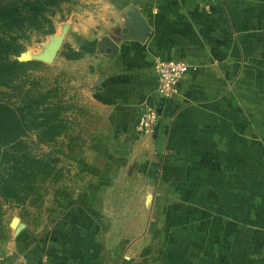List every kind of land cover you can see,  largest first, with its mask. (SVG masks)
Listing matches in <instances>:
<instances>
[{
	"label": "rangeland",
	"instance_id": "obj_1",
	"mask_svg": "<svg viewBox=\"0 0 264 264\" xmlns=\"http://www.w3.org/2000/svg\"><path fill=\"white\" fill-rule=\"evenodd\" d=\"M73 1L86 35L67 28L50 61L37 55L54 32L31 36L14 57L22 68L0 82V102L45 92L65 122L52 141L24 137L53 166L22 200L0 198V264H264V0H207L191 16L187 35L206 40L213 69L184 59L155 138L136 118L115 132L94 109L88 44L116 1Z\"/></svg>",
	"mask_w": 264,
	"mask_h": 264
},
{
	"label": "crops",
	"instance_id": "obj_2",
	"mask_svg": "<svg viewBox=\"0 0 264 264\" xmlns=\"http://www.w3.org/2000/svg\"><path fill=\"white\" fill-rule=\"evenodd\" d=\"M115 1L111 4L114 8L104 5V9L107 6L111 8L113 17L98 18L99 27L104 26L108 30L101 33L96 41L100 42L103 35L110 37L118 44L117 53L109 59L102 50H99L101 49L99 42L88 44L95 49L90 57L93 73L88 80V87L95 86L90 98L94 103V109L101 112L103 122L107 123V127L114 126L115 132L125 134L128 131L127 128L135 121L142 101L151 104L152 98L156 97V77L151 68L153 55L162 54L186 59L191 61L188 63L194 69L209 73L213 67L211 65L208 69L207 61L213 54L202 47L206 40L187 35V29L196 28L199 25L196 22L197 19L191 16L203 12L207 0ZM129 7L136 8L149 24L150 32L143 43L127 40L120 32L124 12ZM71 18L75 19L72 13L68 15V19L62 23V26L56 23L53 29L54 34L52 32L50 37L61 36L64 39L67 28L86 35L91 25L83 24L81 21L73 22ZM56 26L60 27L59 31ZM69 44L71 46L70 40ZM196 46L202 48L198 49ZM88 53L90 52L85 50L83 55L87 57Z\"/></svg>",
	"mask_w": 264,
	"mask_h": 264
},
{
	"label": "trees",
	"instance_id": "obj_3",
	"mask_svg": "<svg viewBox=\"0 0 264 264\" xmlns=\"http://www.w3.org/2000/svg\"><path fill=\"white\" fill-rule=\"evenodd\" d=\"M73 0H0V82L14 76L24 62L17 56L31 36L51 34L54 21L71 12ZM39 37L35 38L38 40ZM61 105L51 103L46 93L27 97L17 106L0 102V198L22 200L32 188L36 174L52 168L46 157H36L26 150L24 137L33 132L46 143L65 131L60 117ZM21 153H16L21 150Z\"/></svg>",
	"mask_w": 264,
	"mask_h": 264
},
{
	"label": "built area",
	"instance_id": "obj_4",
	"mask_svg": "<svg viewBox=\"0 0 264 264\" xmlns=\"http://www.w3.org/2000/svg\"><path fill=\"white\" fill-rule=\"evenodd\" d=\"M151 68L156 77V97L167 100L176 94L178 83L188 67L183 59L155 54L151 60ZM156 119V110L148 106L146 101H142L134 123L135 132L142 136H150Z\"/></svg>",
	"mask_w": 264,
	"mask_h": 264
},
{
	"label": "water",
	"instance_id": "obj_5",
	"mask_svg": "<svg viewBox=\"0 0 264 264\" xmlns=\"http://www.w3.org/2000/svg\"><path fill=\"white\" fill-rule=\"evenodd\" d=\"M120 32L124 34V38L127 40L143 43L150 32V27L147 20L136 8L129 7V9L124 12V19ZM61 39V36L49 37L48 44H46L43 52L37 55V58L43 61H50L56 54ZM99 45L102 48V53L109 59H112L116 55L118 44L110 37L106 35L101 36ZM163 102V98L158 99L157 116L160 114ZM157 128L158 125L155 123L151 133L153 138L156 137Z\"/></svg>",
	"mask_w": 264,
	"mask_h": 264
}]
</instances>
